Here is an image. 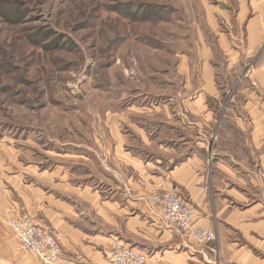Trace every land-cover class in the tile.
<instances>
[{"label": "rangeland", "instance_id": "rangeland-1", "mask_svg": "<svg viewBox=\"0 0 264 264\" xmlns=\"http://www.w3.org/2000/svg\"><path fill=\"white\" fill-rule=\"evenodd\" d=\"M250 3L264 8V0ZM235 7L234 0H0V177L7 180L0 186L11 188L14 172L33 167L46 170L48 187L58 186L61 196L67 193L54 177L71 184L68 170L108 192L106 172L113 174L114 148L129 130V106L182 104L181 96L201 86L209 52L220 85L227 76L239 87L264 62V17L253 18L256 47L245 56ZM220 33L243 48L233 47L243 52L239 70L227 69L214 50ZM35 176L26 179L45 184ZM20 213L29 214L19 208L10 217ZM8 219L6 235L19 254L10 261L44 264L20 251Z\"/></svg>", "mask_w": 264, "mask_h": 264}, {"label": "crops", "instance_id": "crops-1", "mask_svg": "<svg viewBox=\"0 0 264 264\" xmlns=\"http://www.w3.org/2000/svg\"><path fill=\"white\" fill-rule=\"evenodd\" d=\"M251 1L234 0L232 17L239 28L236 36L245 32V56L256 47L251 42L259 28L257 22L253 29L254 19L264 17V8L253 10ZM220 34L213 49L227 69L239 70L243 52L235 50L243 48ZM212 53L203 58L201 86L179 96L182 104L124 111L129 130L118 137L122 146L114 148L113 174L106 172L113 181L108 192L71 170V184L54 177L65 196L54 190L58 186L48 187L46 170L14 172L10 178L16 184L0 186V264H19L10 261L19 254L5 222L19 208L60 234L58 264H107L106 250L115 241L145 252V264H264V62L239 87L230 85L227 76V85H220ZM190 82L187 78L186 88ZM36 174L45 184L27 181V175ZM1 177L0 185L7 181ZM170 189L190 206L197 223L215 232L212 243L200 245L161 223L151 196Z\"/></svg>", "mask_w": 264, "mask_h": 264}, {"label": "built area", "instance_id": "built-area-1", "mask_svg": "<svg viewBox=\"0 0 264 264\" xmlns=\"http://www.w3.org/2000/svg\"><path fill=\"white\" fill-rule=\"evenodd\" d=\"M159 217L167 227L193 238L198 244H210L215 232L194 219L190 206L173 190H162L153 196ZM21 252L38 257L44 264H57L60 260V236L48 226L38 225L27 213H20L9 221ZM108 264H145L147 254L115 241L106 253Z\"/></svg>", "mask_w": 264, "mask_h": 264}]
</instances>
